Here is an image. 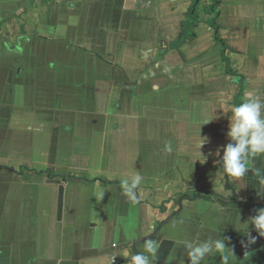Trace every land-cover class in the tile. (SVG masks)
Returning a JSON list of instances; mask_svg holds the SVG:
<instances>
[{"label": "crops", "instance_id": "0c3cea01", "mask_svg": "<svg viewBox=\"0 0 264 264\" xmlns=\"http://www.w3.org/2000/svg\"><path fill=\"white\" fill-rule=\"evenodd\" d=\"M187 6L0 0V264H191L186 245L219 238L227 264H264V237L238 231L264 208V154L221 169L232 107L264 103V0H220L242 91L206 25L185 62L168 48Z\"/></svg>", "mask_w": 264, "mask_h": 264}, {"label": "clouds", "instance_id": "9594fccd", "mask_svg": "<svg viewBox=\"0 0 264 264\" xmlns=\"http://www.w3.org/2000/svg\"><path fill=\"white\" fill-rule=\"evenodd\" d=\"M264 108L259 98H249L238 106L232 107V115L228 117L230 120L229 131L227 137L230 142L223 147V166L222 171L229 177L240 178L248 171L247 163L249 157H254L259 154H264V116L261 115V109ZM210 121H206L207 124ZM207 140L202 137L200 148ZM232 142H235L234 144ZM167 151H171L170 146H166ZM140 184L139 175H136L132 180L131 186L128 185V180L123 181V187L126 195L133 197V189ZM256 215L245 221L242 229L248 237V243H255L257 237L251 236L248 232V225L251 224L253 229L258 233L259 237H264V208L256 209ZM226 238L216 239L214 242H204L200 246L192 247L191 244L186 245L188 251L187 255L190 258L191 264H198L213 253L222 254L221 258L224 264H227L228 256L224 255L226 252L225 245ZM144 251L155 257L158 251V244L156 241L149 239L144 244ZM127 255V254H126ZM132 264H150L149 256L144 253H138L131 257Z\"/></svg>", "mask_w": 264, "mask_h": 264}, {"label": "flooded vegetation", "instance_id": "af4514ba", "mask_svg": "<svg viewBox=\"0 0 264 264\" xmlns=\"http://www.w3.org/2000/svg\"><path fill=\"white\" fill-rule=\"evenodd\" d=\"M181 16L180 34L171 42L168 48L178 50L179 60L185 62V56L179 50V46L183 42L193 40L196 37L195 29H197L200 24L206 25L211 31L209 38L213 41V45L219 46L220 48V60L224 66L225 73L238 76L237 81L240 85H238V87L239 90L242 91L244 78L242 75L238 74L234 66L235 63H232L230 54L235 49L229 45L228 40L224 36L226 28L220 21V0H188V6L186 10L181 13ZM176 66L178 65L176 64L173 67ZM145 70H147V68ZM212 71H215V65ZM142 72L145 71L143 70Z\"/></svg>", "mask_w": 264, "mask_h": 264}]
</instances>
